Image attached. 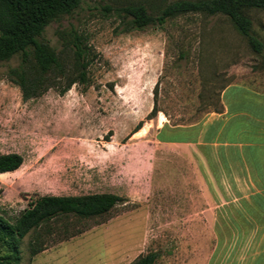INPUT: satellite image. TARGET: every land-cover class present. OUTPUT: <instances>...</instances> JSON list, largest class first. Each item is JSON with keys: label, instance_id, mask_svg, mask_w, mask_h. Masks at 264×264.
<instances>
[{"label": "rangeland", "instance_id": "1", "mask_svg": "<svg viewBox=\"0 0 264 264\" xmlns=\"http://www.w3.org/2000/svg\"><path fill=\"white\" fill-rule=\"evenodd\" d=\"M172 1L81 0L52 22L43 38L67 70L72 54L57 32H77L91 52L87 83L62 95L22 100L6 76L17 57L0 62V153L23 158L0 174V212L13 220L46 195L126 199L103 219L71 220L83 231L49 239L33 257L25 237L21 264H131L148 252L157 264H234L247 251L234 232L221 246V208L239 197L221 185V91L241 82L264 90V68L224 17L126 31L117 14L129 4L156 14ZM249 15L264 40V10Z\"/></svg>", "mask_w": 264, "mask_h": 264}, {"label": "trees", "instance_id": "2", "mask_svg": "<svg viewBox=\"0 0 264 264\" xmlns=\"http://www.w3.org/2000/svg\"><path fill=\"white\" fill-rule=\"evenodd\" d=\"M81 0H0V62L17 57L18 63L7 71V79L16 85L22 100L36 98L48 89L64 94L76 83L85 85L91 52L77 32H57V36L73 58V72L65 67L62 55L43 38L46 28L73 12ZM264 10V0H175L152 14L144 4H129L117 9L126 31L143 30L150 25H164L168 20L199 15L224 17L244 37L264 68V40L253 28L249 12ZM64 52V51H63ZM156 112L153 107L150 114ZM137 131V130H136ZM23 162L18 153H0V174L17 170ZM125 198L112 193L86 195L40 196L29 203L13 220L0 212V264H21V246L28 236L30 257L42 252L49 239H65L83 231L71 220L82 224L103 219ZM222 226L221 246L225 238L247 231L233 221ZM226 224V223H225ZM233 234V235H234ZM159 254L148 252L131 264H157Z\"/></svg>", "mask_w": 264, "mask_h": 264}, {"label": "crops", "instance_id": "3", "mask_svg": "<svg viewBox=\"0 0 264 264\" xmlns=\"http://www.w3.org/2000/svg\"><path fill=\"white\" fill-rule=\"evenodd\" d=\"M220 144L223 191L239 196L221 212L227 224L247 228L236 238L248 249L234 264H264V90L241 82L221 91ZM225 180H233L232 188Z\"/></svg>", "mask_w": 264, "mask_h": 264}, {"label": "bare ground", "instance_id": "4", "mask_svg": "<svg viewBox=\"0 0 264 264\" xmlns=\"http://www.w3.org/2000/svg\"><path fill=\"white\" fill-rule=\"evenodd\" d=\"M161 119H163L162 117H161ZM138 133H136L135 135H137ZM140 134V133H139Z\"/></svg>", "mask_w": 264, "mask_h": 264}]
</instances>
